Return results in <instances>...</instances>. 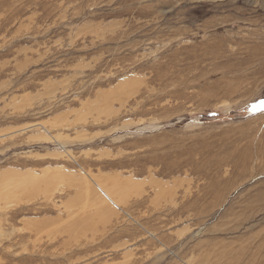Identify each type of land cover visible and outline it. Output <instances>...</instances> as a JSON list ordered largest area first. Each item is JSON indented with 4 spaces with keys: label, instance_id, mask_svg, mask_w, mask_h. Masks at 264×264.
Returning a JSON list of instances; mask_svg holds the SVG:
<instances>
[{
    "label": "rangeland",
    "instance_id": "obj_1",
    "mask_svg": "<svg viewBox=\"0 0 264 264\" xmlns=\"http://www.w3.org/2000/svg\"><path fill=\"white\" fill-rule=\"evenodd\" d=\"M0 264H264V0H0Z\"/></svg>",
    "mask_w": 264,
    "mask_h": 264
}]
</instances>
